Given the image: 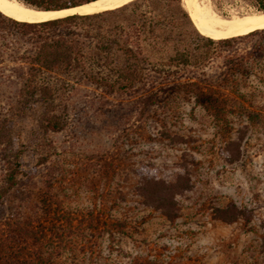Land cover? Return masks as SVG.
I'll list each match as a JSON object with an SVG mask.
<instances>
[{
	"label": "rangeland",
	"instance_id": "rangeland-1",
	"mask_svg": "<svg viewBox=\"0 0 264 264\" xmlns=\"http://www.w3.org/2000/svg\"><path fill=\"white\" fill-rule=\"evenodd\" d=\"M207 1L227 18L258 12L242 0ZM160 6L139 1L106 21L128 28ZM23 44L0 50V126L11 134L0 145V188L21 153L18 183L0 202V264H264V32L214 46L202 64L170 78L154 70L133 90L60 83L49 110L17 104L25 70L13 57ZM231 54L246 61L228 63ZM209 90L245 94L244 112L215 118L214 106L197 99ZM46 114L61 129L46 128ZM178 178L190 186L170 219L140 188ZM232 205L242 216L226 222L216 209Z\"/></svg>",
	"mask_w": 264,
	"mask_h": 264
},
{
	"label": "trees",
	"instance_id": "trees-1",
	"mask_svg": "<svg viewBox=\"0 0 264 264\" xmlns=\"http://www.w3.org/2000/svg\"><path fill=\"white\" fill-rule=\"evenodd\" d=\"M19 1L43 10H61L94 0ZM139 1L147 0H136L115 10L76 13L35 23L15 20L0 11V50L14 52L20 41L26 46L23 53L13 57V61L22 64L25 70L17 104L24 109L41 107L49 110L56 103L54 93L58 84L68 86L75 78L108 93L133 90L146 85L154 70H158L159 76L170 78L184 68L202 64L210 57L214 46L232 45L264 32L263 28L241 36H215L203 26L194 25L182 6V0H161L162 9L148 10L149 17L128 28L123 24H107L108 16L120 13ZM242 1L258 11H264V0ZM211 2L217 8L225 0ZM11 27H16L15 33ZM245 58V55L231 54L227 60L237 65L238 61L245 62ZM156 64L159 66L154 69ZM238 74L243 76V73ZM227 80H231V75ZM197 99L201 105L208 102L214 106L215 118L226 120L231 115L244 112L241 104L246 101V95L209 90V93H200ZM245 116L255 119L258 113L245 111ZM43 125L53 131L62 127L54 114H46ZM0 127V145L10 144V131L4 125ZM20 160L21 153L15 152L8 165L4 185L0 188V202L18 183ZM189 186L188 181L182 178L174 183L152 179L146 180L140 191L148 205L172 219L178 216L176 195ZM216 210L226 222H234L242 216L235 205Z\"/></svg>",
	"mask_w": 264,
	"mask_h": 264
},
{
	"label": "bare ground",
	"instance_id": "bare-ground-1",
	"mask_svg": "<svg viewBox=\"0 0 264 264\" xmlns=\"http://www.w3.org/2000/svg\"><path fill=\"white\" fill-rule=\"evenodd\" d=\"M134 1L136 0H94L67 9L43 10L27 5L19 0H0V11L15 20L35 23L66 17L76 13L84 14L108 11ZM183 1L187 2L193 11V15L202 26L215 35L224 37L241 36L264 28V11L250 12L242 16L227 18L213 11L207 0Z\"/></svg>",
	"mask_w": 264,
	"mask_h": 264
},
{
	"label": "water",
	"instance_id": "water-1",
	"mask_svg": "<svg viewBox=\"0 0 264 264\" xmlns=\"http://www.w3.org/2000/svg\"><path fill=\"white\" fill-rule=\"evenodd\" d=\"M88 3V2H87ZM73 7H75V6H73ZM68 8H72V7H68ZM63 9H67V8H63Z\"/></svg>",
	"mask_w": 264,
	"mask_h": 264
}]
</instances>
